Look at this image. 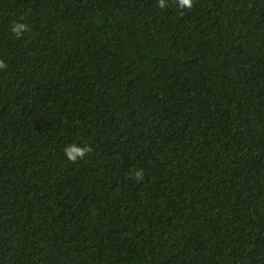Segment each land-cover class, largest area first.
I'll list each match as a JSON object with an SVG mask.
<instances>
[{
	"label": "trees",
	"instance_id": "trees-1",
	"mask_svg": "<svg viewBox=\"0 0 264 264\" xmlns=\"http://www.w3.org/2000/svg\"><path fill=\"white\" fill-rule=\"evenodd\" d=\"M157 4L0 0V264H264V0Z\"/></svg>",
	"mask_w": 264,
	"mask_h": 264
},
{
	"label": "clouds",
	"instance_id": "clouds-1",
	"mask_svg": "<svg viewBox=\"0 0 264 264\" xmlns=\"http://www.w3.org/2000/svg\"><path fill=\"white\" fill-rule=\"evenodd\" d=\"M167 0H158L157 7L163 9L166 6ZM179 9L183 10L185 8L191 9L193 7L194 0H176ZM28 30V25L24 22L14 21L11 27V32L16 36H22ZM7 65L3 59H0V69L6 68ZM93 149L90 145L77 146L73 143L65 147V154L68 160L72 163H76L79 159H83L88 153ZM135 179L143 180L144 173L143 170L135 171Z\"/></svg>",
	"mask_w": 264,
	"mask_h": 264
}]
</instances>
